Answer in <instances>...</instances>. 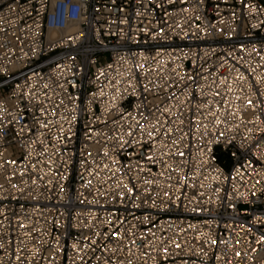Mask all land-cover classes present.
I'll return each instance as SVG.
<instances>
[{"label": "built area", "instance_id": "1", "mask_svg": "<svg viewBox=\"0 0 264 264\" xmlns=\"http://www.w3.org/2000/svg\"><path fill=\"white\" fill-rule=\"evenodd\" d=\"M0 264H264V0H0Z\"/></svg>", "mask_w": 264, "mask_h": 264}, {"label": "rangeland", "instance_id": "2", "mask_svg": "<svg viewBox=\"0 0 264 264\" xmlns=\"http://www.w3.org/2000/svg\"><path fill=\"white\" fill-rule=\"evenodd\" d=\"M221 159H222V160L225 159V156H222Z\"/></svg>", "mask_w": 264, "mask_h": 264}]
</instances>
